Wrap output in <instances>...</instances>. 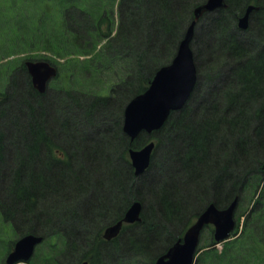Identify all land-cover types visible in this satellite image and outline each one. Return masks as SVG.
<instances>
[{
  "label": "trees",
  "instance_id": "16d2710c",
  "mask_svg": "<svg viewBox=\"0 0 264 264\" xmlns=\"http://www.w3.org/2000/svg\"><path fill=\"white\" fill-rule=\"evenodd\" d=\"M202 1L0 0V218L9 224L13 235L33 232L44 237L48 244L43 249L45 264H74V257H87L85 252L91 264H100V256H105L109 248L117 249L116 237L100 250L103 227L120 219L130 202L137 199L134 189L144 187L158 174L151 157L146 171L135 176L128 149L152 139L155 153L163 140L159 133L168 131L175 135L171 140L175 158L170 168L182 170L184 181L170 177L163 189L150 194L149 206L154 213L142 210L139 222L123 224L121 234L128 231L127 236H132L135 232L129 240L131 253L153 264L205 205L214 202L223 207L237 196L230 238L220 242L222 247L218 249L209 229L210 239L200 238L195 264H264V0H224L225 7L203 13L202 33L212 32L214 38L204 46L194 31L198 78L185 104L146 137L140 133L130 141L122 131L124 106L147 87L155 70L174 56L193 19L194 7ZM250 3L256 8L250 13L248 28L241 30L237 19ZM216 39L219 41L213 42ZM28 58L46 59L58 66V75L43 93L31 84L23 64ZM202 68L211 71L207 74L211 82L219 83L209 87L199 106L197 103L192 107L194 104L189 103L193 97L200 98ZM115 69V79L107 88L94 85L105 72ZM11 101L15 106L10 105ZM69 107L74 112H68ZM109 114L110 125L103 126L102 132H111L109 139L119 141L117 157L125 171L108 159L98 160L101 163L92 156L95 151L104 154L106 148L115 146V140L108 145L105 139L103 145V140L83 134V123H104L101 116ZM70 116L75 118L68 119ZM81 132L91 136L92 145L83 140L84 146L79 148L76 139H80ZM99 164L107 169L108 185L116 189L117 196L124 197L118 208L110 203L114 212L87 233L88 239L81 237L83 240L74 243L71 235L80 231L76 223L81 221L87 227L94 223L93 216L106 215L109 209L100 183L87 203L82 200L80 207L68 212L73 220L65 224L69 230L55 220L60 213L55 212L58 204L45 205L64 192L53 191V186L59 184L75 192L77 200L90 185L91 177L86 182L72 169L79 171L88 166L99 173V167L95 168ZM118 174L124 176L119 178ZM67 178L70 181L66 182ZM175 190L181 194L177 196ZM191 203L194 208L183 213ZM154 216L159 218L161 230L159 225L153 227ZM60 217L66 219L64 214ZM173 217L180 222L182 232L170 235L153 253L142 251L140 245L150 243L144 241L150 229L151 235L156 233L154 228L167 230L174 224L170 223Z\"/></svg>",
  "mask_w": 264,
  "mask_h": 264
},
{
  "label": "water",
  "instance_id": "95a60500",
  "mask_svg": "<svg viewBox=\"0 0 264 264\" xmlns=\"http://www.w3.org/2000/svg\"><path fill=\"white\" fill-rule=\"evenodd\" d=\"M224 0H205L193 9V19L186 27L178 42L176 52L169 63L160 66L153 74L148 86L129 99L123 109L122 131L133 140L140 132L150 133L162 127L172 111L180 109L187 101L196 83V67L191 40L195 23L204 12L225 7ZM256 6H246L238 18V26L246 29L250 12ZM25 69L30 81L38 92H43L50 78L56 75L57 69L47 60H24ZM153 141H148L139 148H130L128 155L134 173L142 172L150 162ZM238 197L225 207H217L214 202L208 203L196 219L168 249L159 255L154 264H194L199 235L205 225L212 224L216 241L225 240L235 226L234 210ZM142 204L134 200L126 208L121 219L109 224L103 230V237L110 239L116 236L123 222L140 221ZM42 239L40 235L27 233L19 237L14 248L7 254L6 263L13 264L18 260H27L34 245ZM84 264V263H82Z\"/></svg>",
  "mask_w": 264,
  "mask_h": 264
},
{
  "label": "rangeland",
  "instance_id": "374dc122",
  "mask_svg": "<svg viewBox=\"0 0 264 264\" xmlns=\"http://www.w3.org/2000/svg\"><path fill=\"white\" fill-rule=\"evenodd\" d=\"M199 18L200 19L197 20V22L195 23V27H194V31H196V33H197V34H195V36H197V35L200 36V38H199L200 41L199 42H201V44L205 46V45H207V44H205V42L206 43L208 42V43L211 44L212 38H214L213 37L214 35H213L212 32L209 34V33H207L205 31V35H204V33H202V32H204L203 31V27H204L205 20L203 19L202 16H200ZM201 33H202V35H201ZM195 36H194V32H193V37H192V40H191V48L193 50V55H195V49H196V44H195V39H194ZM217 41H219V39L213 40V42H217ZM101 42H103V40ZM205 49H207V47ZM205 49L203 51L204 54H205ZM205 58L206 57H203L202 61H204ZM4 59H3V61H4ZM59 61H61V60H59ZM196 64H197V62L195 63V67H196ZM198 64L200 65L199 67H202V65H203V64H200L199 61H198ZM114 71H116V69L112 70V71L105 72V74L102 75V78L94 85L95 86L102 85L105 88H107L109 86V82L112 81V79H115V77H113V72ZM196 71H197V78H198V68L197 67H196ZM201 72H202L203 77H202V81L200 82L202 84L201 93L199 94L200 98H198L197 96L193 97L192 102L189 103V104H191V103L194 104L192 107H194L197 103H198V106H199L200 102L203 100L202 97L203 98L205 97V93H207L209 87L211 85L219 83L218 80H215V82H211V80H210L211 78L207 77V74H211L210 70L207 71L205 68H202ZM196 81H197V79H196ZM62 82H63V84L68 85L67 82H64V81H62ZM194 98H195V100H194ZM200 99H202V100H200ZM10 105L11 106H15V101H11ZM55 107H58V104H56ZM68 112H71V113L74 112L72 107H69ZM99 115L100 114H97L95 116H99ZM114 115L115 114H113V116ZM73 118H75V117H73ZM73 118L70 116L68 119H73ZM111 118H112V115L110 117V114H109V116H107V115L101 116L100 119L104 123H102V122L100 123L99 121H97V122L93 121V122L89 123V125H88V123H83L84 126H86L84 128V130H83V134H84V132L86 134H92L91 135L92 137L89 136V135L85 136L81 132L80 133L81 134L80 139H76V141L79 142V143H77V145L80 146L79 148H81V146H84V141L85 140H87V142H85L86 145H92V142L90 140L93 141V139H97V140L101 139V140H103L102 143H101L103 145H105L104 144L105 139H106L108 145L112 141H114L115 139H109V137H111L113 135V134L108 135L111 132H109V131L102 132L104 130V129L102 130L103 126H109L110 125L109 119L111 120ZM101 134H105L106 138H103V136ZM159 134H162V138H163L162 144L160 145L161 146L160 149H157L155 151V153H153V156H152L153 160H155V163L157 164L156 168H158V170H157L158 174H156L155 177H153L152 181L143 184V185L148 186V187L151 186V188H146L145 186L141 187L140 189L135 188L134 189V194H133L134 196L137 197V199L140 200V202L142 204L141 211L143 210V211H146V212H151V215L154 213L153 212V208H151V205L149 206L150 199H151V195H150L151 192L153 194L155 191H157L158 188L163 189L166 186V184H168L170 182V177H172L174 180L176 179V181H179V180L180 181H184V174H185L182 170H178L177 169L178 167H175L173 169L170 168L171 167L170 166L171 165V160H173V158H175V157L172 156V153L174 152V146H173L174 144H173V142L171 143V140H173V137L175 136L173 131H168V132L159 133ZM142 135H143V137L147 136L145 133H143ZM90 137L93 138V139H90ZM114 143H115V146L112 147V148H109V149L106 148L105 151H104V154L100 155L99 152L94 150L95 152L92 154V156L97 158V162H101V161H98V160L108 159L109 161H112L116 167H118L119 169L125 171L126 169L124 167V163L121 160L119 161L118 157H117V151H119V149H120L119 141L115 140ZM168 146L170 148L173 147L172 148L173 151L170 152ZM72 152L74 153L75 149ZM76 152H78V151L76 150ZM158 152H159V154H158ZM73 158H74L73 160L76 161V159H75L76 155H74ZM95 163L96 162L92 163L93 167H94ZM99 165L98 166L96 165V167H95V168L99 167L97 169V171H99V173L92 172L93 171L92 169H94V168L90 169V167H88V166L82 168L81 169L82 171L81 170L78 171V169H72V171L74 172L75 175L76 174L79 175L77 178L83 179L86 182L88 181L87 178L91 177L90 185L88 184L86 186L87 188L85 190H83L82 193H79L80 195H79V198L77 200H75L74 197H73L75 192H68L69 188L66 187V185H64V184H61V185L59 184V187H58V185H56L57 188H55V186H53L54 188H52L53 191H58V194L61 193V191H64L60 195H57L54 198L51 197L52 199L48 198L51 195H47V198L50 199L51 201L48 202L45 205V208H47L48 206H52L53 203H57L58 204V205L56 204L57 205L56 206L57 210L55 212L57 213V211H58L60 213L57 215L59 220L58 219H55V220H57V222H59L60 225L64 226L66 228V230H69V228L66 227L65 224L69 223V225H70L73 220L70 219L71 217H69L70 214L68 212L71 209L75 208V207L76 208L80 207L81 206L80 203H81L82 200L86 201V203H87V201H89L90 197L91 196L93 197V195H94L93 191H95V189L97 187L96 185L100 183L99 186L101 187V190L103 191V193H102L103 197H105L106 198L105 200L108 201L106 208H109V209L106 212V215L97 214V215L93 216L92 220H94V223H89L90 225L88 224L87 227L86 226L84 227L82 225L81 221L78 222V223H81V224H78V223L75 222L77 224L76 227L78 229H80V231H78L76 234L71 235L72 236V240H73L74 243H77L80 239L81 240H83L84 238L88 239V237H86L87 233L90 234L96 226H98L99 224L105 222L107 220V218H109L110 212L111 213L114 212L113 206L114 207L117 206V208H118V205H120L119 200L123 199V197H124V195H121V197L117 196L118 194H116V189H113L112 187H110L108 185V182L106 181L107 180V169H105V167L102 164H99ZM79 166H80V164L78 165V167ZM94 170H96V169H94ZM118 176L120 178V176L123 177L124 175L118 174ZM65 180H67L66 182L70 181L68 178L65 179ZM193 187L194 186H190V188H193ZM175 192L176 193H174V194H177V196H179L181 194L179 191L175 190ZM97 200L101 203V199L100 198L97 199ZM151 202H152L153 205L155 204L154 203L155 201L152 200ZM196 202L197 201H195L194 203H196ZM86 203L84 202L83 205H86ZM192 204L193 203H191L190 205L188 204L185 207L183 206L184 207V209H183L184 212L183 213H185V212L187 213L192 208H194V206ZM63 214L66 216L65 217L66 219L60 217V215H63ZM148 216H149V213H148ZM174 219H175V217H173V222H170V223H174L172 226H168L167 230H163V231L160 232V231H158L159 229L161 230V224H159V218H157V217L153 218L152 219V222H154L153 223V227H155L157 225H159L160 227L157 230L158 232L154 228L156 233H154L153 235H151L152 232H153V228L150 229V232H149L150 235H148V237H146L145 240H144V241L150 240V241H148L150 243H147L145 246H142L143 245V243H142V245H140V247L143 248L142 251L145 250L146 253H149V252L153 253V252H155V250L157 251V249L162 247V245L167 241V239L169 238L170 235H172L175 232H180L181 231V229L179 230V228H180V224L179 223L180 222L175 221ZM169 225H171V224H169ZM211 228H212V226L210 225V226H207L205 229H203V234L201 233L200 238L205 237V240H209L210 238H209L208 230L211 229ZM127 232L124 233V235L122 234V237H120L116 241V243H117V245L119 247V250H118V247H117V249L115 248L113 250L109 248V250H108L109 252L107 251L106 255L104 256L103 261H100V264H121V263L122 264H146L147 263L146 259H142L141 256L140 257H136V256H134L132 254L133 252L131 253L132 250L130 251V248H131L132 245L129 243V240H130V237L134 236L135 232L132 234V236H127ZM14 236L15 235H13L12 237H14ZM81 237H83V239ZM157 238L161 239L160 240L161 243L155 242ZM10 240H11V237H10L9 224H6V223L2 222L0 224V259L3 256V253L5 251L4 248H6V246L9 245ZM113 244H115V243H113ZM216 246H217L218 249H221V247H222L221 244L216 245ZM36 251H35L36 253L34 254V257H33L32 261H31V264H45L46 255H45V253L44 254L42 253V252H44L43 248L39 247V249L38 250L36 249ZM110 253H111V255H110ZM118 254H119V256L123 255L122 257H124V258H122V257L118 258L117 257ZM41 256H44V257H41ZM130 259H133L134 262H130ZM203 264H204V262H203Z\"/></svg>",
  "mask_w": 264,
  "mask_h": 264
},
{
  "label": "flooded vegetation",
  "instance_id": "af4514ba",
  "mask_svg": "<svg viewBox=\"0 0 264 264\" xmlns=\"http://www.w3.org/2000/svg\"><path fill=\"white\" fill-rule=\"evenodd\" d=\"M249 17H250V14H249ZM249 17H248V19H249ZM248 25H249V21H248ZM237 26H238V21H237ZM239 28V27H238ZM247 28H248V26H247ZM246 28V29H247ZM239 29H241V28H239ZM246 29H241V30H246ZM48 86H49V82L47 83V85H46V88H45V90L46 89H48ZM45 90L43 91V92H45ZM43 92H40V93H43ZM140 133H145V132H140ZM139 133V134H140ZM138 134V135H139ZM146 134V133H145ZM138 135L136 136V137H138ZM128 136V135H127ZM129 137V136H128ZM130 139V138H129ZM135 139V138H134ZM133 139V140H134ZM130 141H132L131 139H130ZM142 145V144H141ZM140 145V146H141ZM139 146V147H140ZM155 147V146H154ZM153 151H154V148H153ZM152 151V152H153ZM152 155H153V153L151 154V157H152ZM150 161H151V158H150ZM149 164H150V162H149ZM132 167V166H131ZM149 167V165L142 171V172H140V173H138V174H135L134 172V175L135 176H138V175H141L142 173H144L145 171H146V169ZM132 170H133V168H132ZM135 200H139V199H135ZM134 200H132L131 202H133ZM140 201V200H139ZM130 202V203H131ZM128 207V206H127ZM126 210V209H125ZM125 212V211H124ZM122 214H124V213H122ZM123 216V215H122ZM122 216H121V218H122ZM120 218V219H121ZM116 221V220H115ZM139 222V221H138ZM110 223H107L104 227H103V229H102V231H101V239H102V246H101V248H100V250L101 251H103V249L105 250L106 248H107V243H108V241H111L112 239H114V238H116L117 237V239H119L120 237H122V234L119 232L116 236H114V237H112V238H110V239H104L102 236H103V230H104V228L106 227V226H108ZM122 226H123V224H122ZM121 229H122V227H121ZM121 231V230H120ZM13 245H14V240L12 241V244L9 246V251L13 248ZM44 245L45 246H48V244H46L45 243V239L44 240H42V241H40L39 243H37L35 246H34V251H33V253H32V255L28 258V260L27 261H19V262H17V263H15V264H31V261H32V259H33V257H34V254L37 252L36 251V249L38 250L39 249V247H42L43 249H44ZM38 246V247H37ZM167 249V248H166ZM73 250H74V253H76V246H74V248H73ZM36 251V252H35ZM166 251V250H165ZM7 253H8V251H7ZM6 253V254H7ZM43 254L45 253V252H42ZM85 255H87V257H83V255L81 256V257H78L77 259L74 257V261H73V263L74 264H82V263H84V264H91V260L89 259V256H88V253L87 252H85L84 253ZM162 254V253H161ZM160 255V254H159ZM41 257H44V256H41ZM157 257V256H156ZM156 257H155V259H156ZM100 258L103 260L104 259V256H100ZM154 259V260H155ZM0 264H7L6 263V255L4 256V258L1 260V262H0ZM153 264H154V262H153Z\"/></svg>",
  "mask_w": 264,
  "mask_h": 264
}]
</instances>
